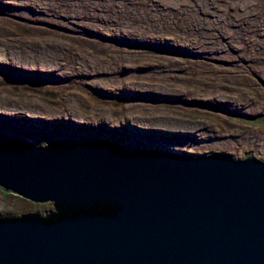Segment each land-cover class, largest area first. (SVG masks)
I'll list each match as a JSON object with an SVG mask.
<instances>
[{"label": "rangeland", "instance_id": "374dc122", "mask_svg": "<svg viewBox=\"0 0 264 264\" xmlns=\"http://www.w3.org/2000/svg\"><path fill=\"white\" fill-rule=\"evenodd\" d=\"M0 54V143L264 161V0H0ZM51 208L0 188L2 218Z\"/></svg>", "mask_w": 264, "mask_h": 264}, {"label": "water", "instance_id": "95a60500", "mask_svg": "<svg viewBox=\"0 0 264 264\" xmlns=\"http://www.w3.org/2000/svg\"><path fill=\"white\" fill-rule=\"evenodd\" d=\"M0 188L59 211L0 218V264H264L255 158L10 140L0 143Z\"/></svg>", "mask_w": 264, "mask_h": 264}, {"label": "bare ground", "instance_id": "6f19581e", "mask_svg": "<svg viewBox=\"0 0 264 264\" xmlns=\"http://www.w3.org/2000/svg\"><path fill=\"white\" fill-rule=\"evenodd\" d=\"M156 45H157V44H156ZM159 46L162 47L163 45H162V44H159ZM3 47H4V46H3ZM5 47H7V46H5ZM33 52H34V55H35V58H36V56H37V55H36V52H35V51H33ZM33 52H32V53H33ZM22 53H23V52H22ZM32 53H31V55H32ZM25 56H27V60L30 58V55H29V54H26ZM31 58H32V59H31V62H32V60H33V56H32ZM0 59H4V57H3L1 54H0ZM10 67H11V68H16V67H13V66H11V65H10ZM45 67H46V66H45ZM247 68H248L249 72H252V68H251V67H247ZM6 69H9V71L12 70V69H10L9 67H7ZM21 76L24 77V76H25V73H24V72H21ZM101 89H104V88L101 87ZM109 90H110V89H109ZM111 91H112V90H111ZM126 94H128V93H126ZM131 94H133V95H141L140 92H137V91H136V92H132ZM133 95L128 94L126 97H133ZM151 96H153V94H145V95H143L142 97H143V98H149V99H150ZM156 97H159V96H156ZM211 103H212V107H215V108H218V107H219L218 109H220V110H222V111H223V110H228L227 107H226L228 104H223L221 101H218V102L215 101V102H211ZM26 104H28V106H29V103H28V102H26ZM8 105H9V106L11 105V107H18V106H14V105H12V104H8ZM222 107H223V108H222ZM18 108H20V107H18ZM7 110H8V112H7ZM228 111H229V110H228ZM1 112H2L3 114H5L7 117H9V116H8L9 113L12 114V115H16V112H17V111L9 110L8 108H5L4 111H1ZM49 119H50V118H49V116H48V117H47V120H49ZM173 122H176V121H173ZM146 123L151 124V125H153V124L156 125V122H155V121H150V122H146ZM164 124H168V123L164 122ZM161 125H163V124H161ZM185 126H187V124H185ZM85 127H86V125H85ZM105 129H107V128H105ZM194 135H195V134H194ZM188 136H189V138H191V140L193 139V136H191V135H189V134H188ZM142 138L145 139L144 136H142ZM169 141H173V140H169Z\"/></svg>", "mask_w": 264, "mask_h": 264}, {"label": "trees", "instance_id": "16d2710c", "mask_svg": "<svg viewBox=\"0 0 264 264\" xmlns=\"http://www.w3.org/2000/svg\"><path fill=\"white\" fill-rule=\"evenodd\" d=\"M109 206H111V205H108V203L107 204L106 203H100V204L96 205L94 208L103 209V208H106V207H109ZM58 212H59L58 209L54 208V211L47 212V213L44 214V216L42 215V216H38V217H40L39 219L46 220V219H49V218L53 217ZM0 218H2V217H0Z\"/></svg>", "mask_w": 264, "mask_h": 264}, {"label": "flooded vegetation", "instance_id": "af4514ba", "mask_svg": "<svg viewBox=\"0 0 264 264\" xmlns=\"http://www.w3.org/2000/svg\"><path fill=\"white\" fill-rule=\"evenodd\" d=\"M75 140V139H74ZM93 140H97V139H92L91 141H93ZM104 140H108V139H104ZM59 141H62V140H59ZM77 142H78V140H76ZM109 141V140H108ZM89 142V141H88ZM110 143H112L111 141H109ZM84 143H86V142H84ZM112 144H114V143H112ZM116 145V144H115ZM167 153V152H166ZM184 156V155H183ZM247 159H250V158H247ZM52 207L53 208H51L50 210H48V212H51V211H54V208H55V206L54 205H52ZM47 213V212H46ZM28 214H32V213H28ZM33 215H35V216H42V215H40L38 212L37 213H35V214H33ZM44 216V215H43Z\"/></svg>", "mask_w": 264, "mask_h": 264}]
</instances>
